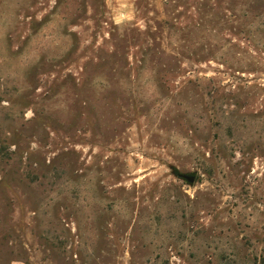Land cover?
I'll return each instance as SVG.
<instances>
[{"label":"rangeland","instance_id":"374dc122","mask_svg":"<svg viewBox=\"0 0 264 264\" xmlns=\"http://www.w3.org/2000/svg\"><path fill=\"white\" fill-rule=\"evenodd\" d=\"M11 263L264 264V0H0Z\"/></svg>","mask_w":264,"mask_h":264},{"label":"water","instance_id":"95a60500","mask_svg":"<svg viewBox=\"0 0 264 264\" xmlns=\"http://www.w3.org/2000/svg\"><path fill=\"white\" fill-rule=\"evenodd\" d=\"M177 177L185 180L188 184H194L195 182V175L194 174H177Z\"/></svg>","mask_w":264,"mask_h":264},{"label":"trees","instance_id":"16d2710c","mask_svg":"<svg viewBox=\"0 0 264 264\" xmlns=\"http://www.w3.org/2000/svg\"><path fill=\"white\" fill-rule=\"evenodd\" d=\"M176 171H177V170H175V169H174V170H173V174H175V175H176V173H177ZM195 179H196V177H195Z\"/></svg>","mask_w":264,"mask_h":264},{"label":"crops","instance_id":"0c3cea01","mask_svg":"<svg viewBox=\"0 0 264 264\" xmlns=\"http://www.w3.org/2000/svg\"><path fill=\"white\" fill-rule=\"evenodd\" d=\"M11 264H23V263H11Z\"/></svg>","mask_w":264,"mask_h":264}]
</instances>
